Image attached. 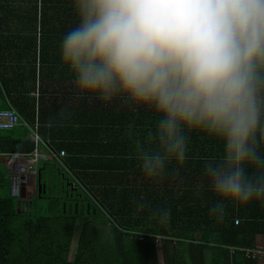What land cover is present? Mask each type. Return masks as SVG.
Listing matches in <instances>:
<instances>
[{
    "label": "trees",
    "instance_id": "trees-1",
    "mask_svg": "<svg viewBox=\"0 0 264 264\" xmlns=\"http://www.w3.org/2000/svg\"><path fill=\"white\" fill-rule=\"evenodd\" d=\"M77 23L72 0H0V107H6L5 93L29 122L37 118L45 143L55 153L65 152L61 164L51 155L43 164L53 160L59 168L66 166L77 194L89 203V211L82 213L63 211L62 205L52 208L50 200L19 210L20 195H10L9 172L0 161V264H159L158 243L131 238L122 229L179 238L160 243L163 264H258L242 251L230 254L227 246H255L257 236H264V201L226 202L223 222L209 215L218 197L204 175V163L223 155V142L192 130L187 159L170 161L162 180L146 178L136 144L154 132L159 116L146 103L124 97L105 103L77 91L60 57V42ZM62 108L72 113L71 119L64 126L46 127ZM16 127L24 126L0 129V157L32 150V136ZM199 186L203 190L197 195ZM163 207L171 208L164 225L152 218ZM79 218L84 221L70 259Z\"/></svg>",
    "mask_w": 264,
    "mask_h": 264
},
{
    "label": "clouds",
    "instance_id": "clouds-1",
    "mask_svg": "<svg viewBox=\"0 0 264 264\" xmlns=\"http://www.w3.org/2000/svg\"><path fill=\"white\" fill-rule=\"evenodd\" d=\"M72 2L78 23L60 57L77 91L146 103L159 116L136 144L145 177L162 180L170 161L187 159V133L204 131L223 142V155L204 163L218 197L209 215L223 222L226 202L264 201V0ZM71 116L62 108L45 126ZM170 217V207L152 212L162 225Z\"/></svg>",
    "mask_w": 264,
    "mask_h": 264
},
{
    "label": "built area",
    "instance_id": "built-area-1",
    "mask_svg": "<svg viewBox=\"0 0 264 264\" xmlns=\"http://www.w3.org/2000/svg\"><path fill=\"white\" fill-rule=\"evenodd\" d=\"M4 101L6 107H0V129H12L17 125L28 127L32 131L33 148L28 152H11L5 153L4 165L9 172V192L12 197H18L21 194V189L24 184H27L30 178L37 175L39 164L45 161L49 156H53L56 160L65 154L64 150L55 153L41 138L38 132V122L35 117L34 122H29L21 113L14 107L9 97L4 93ZM37 96V93L35 94ZM60 162V161H59ZM61 164V162H60ZM64 169L66 166L62 164ZM69 172V171H68ZM237 223V220H235ZM129 237L139 241L148 238L155 243H161L163 239L178 240L179 238H171L166 235L156 234L147 230L122 229ZM184 242L196 243L195 239H183ZM229 253H234L235 250L242 251L248 259H256L264 261V246L256 244L255 246H227Z\"/></svg>",
    "mask_w": 264,
    "mask_h": 264
},
{
    "label": "rangeland",
    "instance_id": "rangeland-1",
    "mask_svg": "<svg viewBox=\"0 0 264 264\" xmlns=\"http://www.w3.org/2000/svg\"><path fill=\"white\" fill-rule=\"evenodd\" d=\"M35 94H36V91H31V95L36 97ZM16 128H17L16 132H21L22 131V134L26 135V137H31L32 136V131H31L30 128H28V127H16ZM4 158H5V156L0 157L1 164H3V165H4ZM41 163H43V162L42 161L40 162L39 168L42 167V165H43ZM57 168H58V166H55V165H53L52 163H49V162L43 167V169H42L43 175L44 176L47 175V178L48 177L50 178L49 181H48V184H49L48 186L50 188L47 190L46 197H44V198H41V197L35 198V204H34L33 208L37 207V205H40V206L46 205L49 200H50L49 203L52 202V203H50V204H52V208L57 206V205L58 206L62 205V201L59 200V199L57 200L55 198V195H54V183L58 182L59 179H61L60 175L57 174L58 173L57 170H56ZM27 185H29V182L26 184V186ZM80 199H82V198H80ZM100 216L103 218L102 220L106 219L105 216L103 217V214H100ZM100 220H101V218H100ZM83 221L84 220L82 218H79V219H77V221L75 223L76 226H75V229H74V233H73L72 240H71V246H70V254H69V258L70 259L73 257V254H74V252L76 250L77 240H78L80 228H81V225H82ZM160 245H161L160 243L156 244L157 252H158V262H159V264H163L162 263V254H161ZM259 262H264V261H259Z\"/></svg>",
    "mask_w": 264,
    "mask_h": 264
},
{
    "label": "flooded vegetation",
    "instance_id": "flooded-vegetation-1",
    "mask_svg": "<svg viewBox=\"0 0 264 264\" xmlns=\"http://www.w3.org/2000/svg\"><path fill=\"white\" fill-rule=\"evenodd\" d=\"M42 179H46L45 181L48 183V181H49V179L50 178H47V175L46 176H44V175H42ZM42 179H41V181H42ZM46 183V184H47ZM49 185V184H48ZM54 187L55 188H57V186H56V184L54 183ZM48 188H50V187H48ZM77 191V190H76ZM45 193V192H44ZM43 192H41L40 194H37L36 192L33 194V191H32V189H30L29 187H28V185L26 186V184H24L23 186H22V189H21V194H20V196L18 197V199H17V209H19L20 210V208L22 209L23 208V211H25L26 210V208L27 207H33L34 206V204H35V198H39V197H41V198H44V197H46V194H44ZM75 194H76V196L77 197H74L73 198V201L71 202V201H66V202H71L72 203V208H73V210H74V212H75V208L73 207V203L74 202H77L78 203V208L76 209V212L75 213H77L78 211L79 212H84V210H85V206H84V208L82 209V211H81V209H80V207H79V204L80 203H84L85 204V201L83 200V197L82 196H80V195H78L77 194V192H75ZM79 197V198H78ZM80 198H82V199H80ZM74 200H78V201H74ZM37 204V203H36ZM67 208V207H66ZM71 208V209H72ZM70 212H71V210H70Z\"/></svg>",
    "mask_w": 264,
    "mask_h": 264
},
{
    "label": "crops",
    "instance_id": "crops-1",
    "mask_svg": "<svg viewBox=\"0 0 264 264\" xmlns=\"http://www.w3.org/2000/svg\"><path fill=\"white\" fill-rule=\"evenodd\" d=\"M53 160H55V158L53 159ZM53 160H51L49 163H52L53 165H55V166H58V165H56V163H53ZM58 161V160H57ZM56 161V162H57ZM44 163V162H43ZM43 163H41V164H43ZM58 163H59V161H58ZM46 165V164H45ZM44 164H43V166H45ZM43 169V168H42ZM62 169V170H61ZM57 171H59V172H62V173H64V177H66V178H68V180H69V182H71L70 181V179H71V174L66 170V169H64V168H57L56 169ZM43 180H46V179H42V181ZM59 181H63L64 182V180H62V179H59ZM29 185H28V187L30 188V189H32L33 190V186H34V182H35V187H36V181L34 180V178H30L29 179ZM47 183V182H46ZM72 186L74 187V185H73V183H72ZM49 186H48V183L46 184V191H45V193L44 194H46L47 193V190L49 189L48 188ZM67 193V194H66ZM68 194H71V196L70 195H68ZM54 195H55V198H59V200H61V201H73V198L74 197H77L76 196V194H75V191H73L72 189H70V187L69 186H67V185H64V186H57V188H55L54 187ZM79 198V197H78ZM74 201H78V200H74ZM264 243V236H261V235H258L257 236V244H259V245H264L263 244ZM258 264H264V262H259L258 261Z\"/></svg>",
    "mask_w": 264,
    "mask_h": 264
},
{
    "label": "water",
    "instance_id": "water-1",
    "mask_svg": "<svg viewBox=\"0 0 264 264\" xmlns=\"http://www.w3.org/2000/svg\"><path fill=\"white\" fill-rule=\"evenodd\" d=\"M44 166L42 165V167H40L39 169H38V172H37V175L35 176V177H33L34 178V180L36 181V187H35V182H34V186H33V194L36 192L37 194H40L41 192H45L46 191V181L45 180H43V181H41V179H42V175H43V173H42V168H43ZM58 173V175H60V177H61V179L62 180H64V182L63 181H58V182H55V184H56V186H64V185H67V186H69L70 187V189H72L73 191H75L76 192V187H73L72 186V182H69V180H68V178H66V177H64V173H62V172H59V171H57ZM49 178V177H48ZM67 194V193H66ZM68 195H70L71 196V194H68ZM81 196V195H80ZM84 206H85V210H86V212H88L89 211V203H80L79 204V207H80V209H81V211H82V209L84 208ZM68 208V211L70 212V210H71V208H72V203L71 202H66V201H63L62 202V208H63V211L65 210V208ZM73 207L75 208V212H76V209L78 208V203L77 202H74L73 203ZM93 212H94V210H93Z\"/></svg>",
    "mask_w": 264,
    "mask_h": 264
}]
</instances>
